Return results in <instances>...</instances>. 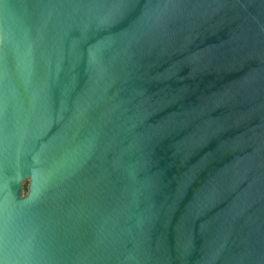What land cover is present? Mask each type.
Here are the masks:
<instances>
[{
  "label": "water",
  "instance_id": "obj_1",
  "mask_svg": "<svg viewBox=\"0 0 264 264\" xmlns=\"http://www.w3.org/2000/svg\"><path fill=\"white\" fill-rule=\"evenodd\" d=\"M0 264H264V0H0Z\"/></svg>",
  "mask_w": 264,
  "mask_h": 264
}]
</instances>
